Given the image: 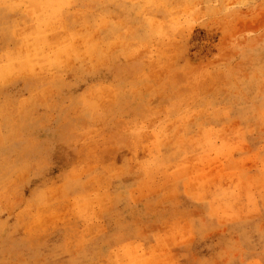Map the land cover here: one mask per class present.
Returning <instances> with one entry per match:
<instances>
[{"label":"rangeland","instance_id":"1","mask_svg":"<svg viewBox=\"0 0 264 264\" xmlns=\"http://www.w3.org/2000/svg\"><path fill=\"white\" fill-rule=\"evenodd\" d=\"M0 264H264V0H0Z\"/></svg>","mask_w":264,"mask_h":264}]
</instances>
